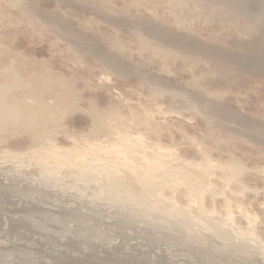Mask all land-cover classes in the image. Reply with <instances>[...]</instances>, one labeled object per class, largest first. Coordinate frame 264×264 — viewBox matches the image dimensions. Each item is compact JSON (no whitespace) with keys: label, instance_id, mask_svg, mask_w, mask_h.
Masks as SVG:
<instances>
[{"label":"rangeland","instance_id":"374dc122","mask_svg":"<svg viewBox=\"0 0 264 264\" xmlns=\"http://www.w3.org/2000/svg\"><path fill=\"white\" fill-rule=\"evenodd\" d=\"M233 4L0 0L7 101L60 99L0 123V264H264V12Z\"/></svg>","mask_w":264,"mask_h":264},{"label":"bare ground","instance_id":"6f19581e","mask_svg":"<svg viewBox=\"0 0 264 264\" xmlns=\"http://www.w3.org/2000/svg\"><path fill=\"white\" fill-rule=\"evenodd\" d=\"M227 2H232V3H234L233 4V6L235 7V5L236 6H238V8L240 7L241 8V10L243 9H245L246 11L247 10H251V11H254V12H256V13H260L261 11H263L264 12V0H226ZM245 2H248V4H249V7L248 6H246V7H243L242 6V4H244ZM261 14H263V13H261ZM242 15V14H241ZM263 16V15H262ZM246 18V17H245ZM256 23H258V22H256ZM257 25H259L260 26V24L258 23ZM255 26V25H254ZM263 26V25H262ZM246 28V27H245ZM252 28V27H251ZM257 28V27H256ZM261 28V27H260ZM264 28V27H263ZM249 29V28H248ZM257 30H259V29H257ZM253 31H256V30H253ZM263 32H264V30H262ZM260 32V31H259ZM258 33V32H257ZM254 34H255V32H254ZM262 36V35H261ZM262 39V38H261ZM260 39V42L262 41ZM174 43V42H173ZM262 44H263V46H264V42H261ZM260 43V44H261ZM261 44V45H262ZM261 45H257V47H259V46H261ZM255 46V45H254ZM256 47V48H257ZM262 47V46H261ZM258 49H262V48H258ZM263 50V49H262ZM0 53H2L1 51H0ZM75 56V55H74ZM247 58V57H246ZM16 59V58H15ZM15 59H12L13 61L15 60ZM262 60V59H261ZM12 61V62H13ZM241 61V60H240ZM18 62V61H17ZM19 63V62H18ZM23 64V63H22ZM109 64V63H108ZM242 65V64H241ZM245 65V64H244ZM258 66H259V64H258ZM10 67V66H9ZM8 67V68H9ZM110 67V66H109ZM11 69V68H10ZM263 69V68H262ZM3 70H5V69H3ZM7 70V69H6ZM111 70V69H110ZM34 74V73H33ZM8 76V75H7ZM37 77H39V76H37ZM7 79V78H6ZM5 79V80H6ZM39 79H41V78H39ZM105 79H108V76L107 77H105ZM38 80V79H37ZM36 80V83H34V84H37V90H35V88H34V90L32 89V86L29 84V83H25L24 82V85H22V89H21V94H20V96H18V97H22L21 99L22 100H20V99H18V97H17V99H15V95L13 96L14 98L11 100V101H7V99H6V96L4 95V92L6 91L5 89L7 88V87H9V85L7 86V85H0V123H7V124H11L12 126L14 125V127H15V125L17 126V125H19L20 126V128H23L24 126H23V123H22V120L19 118V114H21L22 112H25V113H28V116H30L29 118H27L26 120H24L23 119V121H26L27 123L26 124H30L31 122H33V120L34 121H36V119H34L36 116V114H37V112H38V116L41 114V115H48V116H53V114H54V111H55V109H56V105H57V102L54 100H52L51 98H49L47 101L45 100L44 102H40V101H38V99L37 100H35L36 98H37V96H40V93H42L43 91H47V92H49L50 90H51V87L53 86V87H55V86H58V85H50L49 87V89H48V87L46 86V84L44 83V80H38L37 81ZM4 81V80H3ZM11 81V80H10ZM14 81H16V80H14ZM28 81V80H27ZM33 82V81H32ZM54 83V82H53ZM23 84V83H22ZM11 85V84H10ZM61 86V85H60ZM59 86V87H60ZM11 87V86H10ZM31 87V88H30ZM47 87V88H46ZM12 88H17V87H12ZM46 88V89H45ZM8 90H10V89H8ZM58 92V91H57ZM57 92H56V94H57ZM53 93V92H52ZM208 93V92H207ZM212 93V92H211ZM210 93V94H211ZM6 94V93H5ZM225 94V93H224ZM47 95H49L50 97H51V95L50 94H47ZM222 95V94H221ZM48 96V97H49ZM8 97V96H7ZM11 97V96H10ZM9 97V98H10ZM52 97H54V95L52 96ZM56 97H57V95H56ZM39 98V97H38ZM41 98H42V95H41ZM45 98H46V96H45ZM59 102H60V99L58 100ZM54 102V103H53ZM59 102H58V105H59ZM57 105V106H58ZM63 105H65L66 107H63L62 106V108H63V110L64 111H66V112H68V108L69 107H67V105L66 104H63ZM60 108H61V106H60ZM57 110L58 109H56V112H57ZM70 110V109H69ZM65 112V113H66ZM24 114V113H23ZM26 114H24V115H22V116H25ZM41 115H40V117H41ZM32 116H34V117H32ZM55 116V115H54ZM24 118V117H23ZM42 119H43V117H41ZM46 118V117H45ZM51 118V117H50ZM21 120V121H20ZM37 120H38V117H37ZM41 119H39L38 121H40ZM38 121H36V123L38 122ZM44 122L46 121L45 119L43 120ZM49 122V121H48ZM35 123V124H36ZM43 123V122H42ZM38 124H40L39 122H38ZM3 126H5L4 124H3ZM29 126V125H28ZM28 126L26 127V128H28ZM33 126V125H32ZM31 124H30V128L29 129H31ZM38 126V125H37ZM1 127V129H2V126H0ZM9 128V127H8ZM24 129V128H23ZM257 129V128H256ZM3 130V129H2ZM255 130V129H254ZM19 132V131H18ZM7 152V151H6ZM205 158V157H204ZM229 159H230V164H232V165H230V166H233V168H236V169H233V170H235L236 172L237 171H240V166L238 165V163H237V159H235V157H233L232 155H230V157H229ZM187 162V161H186ZM211 162V161H210ZM87 163V162H86ZM184 163V162H183ZM192 163V162H191ZM213 163V162H212ZM216 163H217V161H216ZM89 165H90V163H89ZM156 165H157V163L154 161V160H152L151 162H150V166L151 167H156ZM194 165V164H193ZM185 166H187L186 165V163H185ZM190 166V165H189ZM222 166V165H221ZM88 167V166H87ZM90 167V166H89ZM92 167V166H91ZM213 167V166H212ZM219 167V166H218ZM170 168V167H169ZM202 168V167H201ZM232 168V167H231ZM80 169V168H79ZM224 169V168H223ZM222 169V170H223ZM83 170H84V168H83ZM87 173V172H86ZM206 175V174H205ZM85 177V176H84ZM190 195V194H189ZM200 201V200H199ZM250 216V215H249ZM164 223V222H163ZM165 224V223H164Z\"/></svg>","mask_w":264,"mask_h":264}]
</instances>
